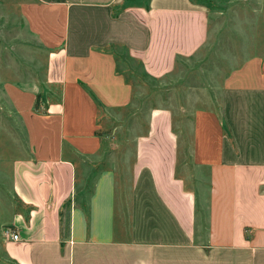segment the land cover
Instances as JSON below:
<instances>
[{
	"label": "crops",
	"instance_id": "obj_1",
	"mask_svg": "<svg viewBox=\"0 0 264 264\" xmlns=\"http://www.w3.org/2000/svg\"><path fill=\"white\" fill-rule=\"evenodd\" d=\"M33 1L26 14L48 54L41 84L8 89L14 127L0 135L7 263L264 264V85L225 87L214 130L196 119L193 158L210 164L203 193L178 174L180 139L164 106L136 135L127 177L102 164L95 96L106 105L129 100L111 47L162 78L206 42L207 8L191 0ZM209 131L216 145L201 142ZM5 227L19 238L7 239Z\"/></svg>",
	"mask_w": 264,
	"mask_h": 264
},
{
	"label": "rangeland",
	"instance_id": "obj_2",
	"mask_svg": "<svg viewBox=\"0 0 264 264\" xmlns=\"http://www.w3.org/2000/svg\"><path fill=\"white\" fill-rule=\"evenodd\" d=\"M191 1L208 10V37L204 45L194 55L179 59L174 69L162 78L148 75L125 48L111 47L116 57V72L129 91V100L106 105L95 97L101 125L98 131L105 138L108 152L102 164L112 163L120 177H127L124 172L134 160L136 135L146 125L150 110L164 106L172 109L180 139L178 174L195 186L198 193H203L210 164L193 158L199 137L196 129L199 123V128L214 130L210 120L214 115L222 120L220 101L225 87L264 85V0ZM132 2L147 4L149 0ZM32 3L33 0H0V123H3L0 135L4 140L14 127L8 113L12 107L8 89L44 81L48 49L30 26L26 10ZM209 134L210 131L201 142L209 140L216 145V138ZM125 182L129 181L125 179ZM2 187L3 195L8 198L7 178ZM0 264H8L1 238Z\"/></svg>",
	"mask_w": 264,
	"mask_h": 264
},
{
	"label": "built area",
	"instance_id": "obj_3",
	"mask_svg": "<svg viewBox=\"0 0 264 264\" xmlns=\"http://www.w3.org/2000/svg\"><path fill=\"white\" fill-rule=\"evenodd\" d=\"M3 234L7 239L17 240L19 238V234L9 227L4 228Z\"/></svg>",
	"mask_w": 264,
	"mask_h": 264
},
{
	"label": "trees",
	"instance_id": "obj_4",
	"mask_svg": "<svg viewBox=\"0 0 264 264\" xmlns=\"http://www.w3.org/2000/svg\"><path fill=\"white\" fill-rule=\"evenodd\" d=\"M133 1V0H132Z\"/></svg>",
	"mask_w": 264,
	"mask_h": 264
}]
</instances>
